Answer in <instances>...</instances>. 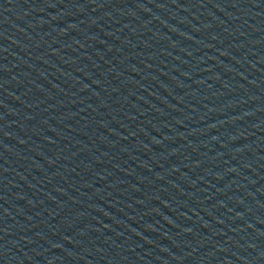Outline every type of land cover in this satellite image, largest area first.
<instances>
[{"label":"water","instance_id":"water-1","mask_svg":"<svg viewBox=\"0 0 264 264\" xmlns=\"http://www.w3.org/2000/svg\"><path fill=\"white\" fill-rule=\"evenodd\" d=\"M0 264H264V0H0Z\"/></svg>","mask_w":264,"mask_h":264}]
</instances>
